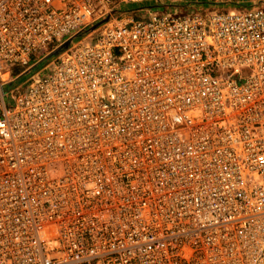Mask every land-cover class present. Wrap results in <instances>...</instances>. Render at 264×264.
Wrapping results in <instances>:
<instances>
[{
  "label": "built area",
  "instance_id": "2783aa9c",
  "mask_svg": "<svg viewBox=\"0 0 264 264\" xmlns=\"http://www.w3.org/2000/svg\"><path fill=\"white\" fill-rule=\"evenodd\" d=\"M139 1L0 0V264H264V5Z\"/></svg>",
  "mask_w": 264,
  "mask_h": 264
},
{
  "label": "rangeland",
  "instance_id": "374dc122",
  "mask_svg": "<svg viewBox=\"0 0 264 264\" xmlns=\"http://www.w3.org/2000/svg\"><path fill=\"white\" fill-rule=\"evenodd\" d=\"M264 5V0H142L139 2L129 3L118 7L113 13L112 17H117L121 14H129L133 17L146 16L153 11H169V12H200L207 14L215 10L228 11V10H244L250 7ZM103 24H100L97 28H102ZM98 35V31L93 34L92 40ZM46 57L44 64L51 60L52 57ZM42 65V67L44 66ZM41 67V66H40ZM41 67V68H42ZM40 69V68H39ZM22 67H17L10 72L9 76L3 75L2 78L9 77L10 81L3 84L4 90L0 93V97L3 95L6 102H9L11 92L9 88H13L17 84H21L26 80L28 75H22L19 77ZM11 86V87H10ZM26 87V83H22L19 90H23ZM15 88V87H14ZM19 92V91H18ZM0 98V101H1Z\"/></svg>",
  "mask_w": 264,
  "mask_h": 264
},
{
  "label": "crops",
  "instance_id": "0c3cea01",
  "mask_svg": "<svg viewBox=\"0 0 264 264\" xmlns=\"http://www.w3.org/2000/svg\"><path fill=\"white\" fill-rule=\"evenodd\" d=\"M11 87V86H10ZM9 89H11V88H9ZM4 90V88H3V84H1L0 85V93L2 92ZM1 98V97H0Z\"/></svg>",
  "mask_w": 264,
  "mask_h": 264
},
{
  "label": "water",
  "instance_id": "95a60500",
  "mask_svg": "<svg viewBox=\"0 0 264 264\" xmlns=\"http://www.w3.org/2000/svg\"><path fill=\"white\" fill-rule=\"evenodd\" d=\"M68 46V44L65 46V47H67ZM57 54V52H55L53 55H56Z\"/></svg>",
  "mask_w": 264,
  "mask_h": 264
},
{
  "label": "bare ground",
  "instance_id": "6f19581e",
  "mask_svg": "<svg viewBox=\"0 0 264 264\" xmlns=\"http://www.w3.org/2000/svg\"><path fill=\"white\" fill-rule=\"evenodd\" d=\"M4 75H6V74H4ZM3 76V75H2ZM7 79V78H6Z\"/></svg>",
  "mask_w": 264,
  "mask_h": 264
}]
</instances>
